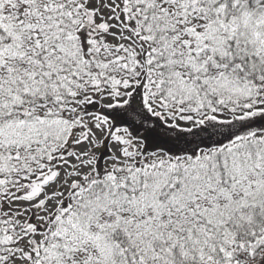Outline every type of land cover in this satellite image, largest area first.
Wrapping results in <instances>:
<instances>
[{"label": "snow or ice", "instance_id": "snow-or-ice-1", "mask_svg": "<svg viewBox=\"0 0 264 264\" xmlns=\"http://www.w3.org/2000/svg\"><path fill=\"white\" fill-rule=\"evenodd\" d=\"M0 264H264V0H0Z\"/></svg>", "mask_w": 264, "mask_h": 264}]
</instances>
